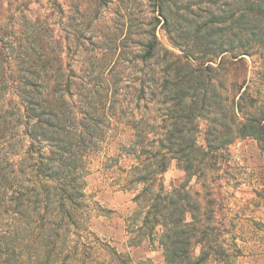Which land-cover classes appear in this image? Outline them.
I'll return each mask as SVG.
<instances>
[{
  "label": "rangeland",
  "instance_id": "rangeland-1",
  "mask_svg": "<svg viewBox=\"0 0 264 264\" xmlns=\"http://www.w3.org/2000/svg\"><path fill=\"white\" fill-rule=\"evenodd\" d=\"M0 29L7 35L0 46L8 47L15 66L25 57L36 59L43 47L62 60L61 75L72 83L68 99L78 104L80 95L101 94L109 124L85 159L84 207L74 217L81 222L83 212L92 235L130 255V264H164L167 252L162 228L142 227L143 201L135 199L149 184L137 182L141 171L133 169L137 160L130 150L152 147L154 136L134 145L132 124L161 126L170 107L163 83L173 78L164 70L190 66L206 83L208 95L200 90L197 100L211 104L196 113L199 143L207 146L205 134H212L219 112L233 130L220 135L222 146L210 155L204 176L188 175L174 159L163 175L165 191L156 183L152 193H187L214 219L209 225L219 236L210 243L213 249L223 247L236 264H264V133L239 132L240 124H264V0H0ZM150 43L156 49L145 60ZM10 105L4 110L11 112ZM186 215L190 221L191 213ZM86 252L89 264H110L105 251Z\"/></svg>",
  "mask_w": 264,
  "mask_h": 264
},
{
  "label": "trees",
  "instance_id": "trees-1",
  "mask_svg": "<svg viewBox=\"0 0 264 264\" xmlns=\"http://www.w3.org/2000/svg\"><path fill=\"white\" fill-rule=\"evenodd\" d=\"M1 30L0 38L7 37ZM35 38L39 40L37 35ZM6 48L0 46V264H26L28 260L34 264H89L92 257L87 250L105 251L110 264H130V255L92 235L83 212L79 213L81 222L74 217L84 207L79 198L84 197L85 159L105 139L109 124L101 94L80 95L77 104L68 99L73 98L72 83L61 75L60 57L40 47L36 59L25 57L15 66ZM155 49L154 43L148 44L144 59H152ZM170 66L164 71L173 78L166 77L163 83V88H169L164 92V104L170 103V107L162 125L156 121L132 124L138 140L134 145L141 146L154 136L152 147L130 150L137 160L132 168L141 171L137 182L149 184L135 198L143 201L142 227L162 228L161 245L167 250L164 264H236L235 256L223 247L210 245L219 235L213 234L216 228L209 223L214 219L207 217L202 204L191 203L187 193L182 196L173 191L155 197L152 193L156 183L165 191L163 175L174 159L183 163L188 175L204 176L210 155L222 146L217 145L220 135L228 137L233 130L219 112L220 121H211L212 134H205L207 146L199 143L195 121L200 116L196 113L211 108L210 103L197 100L200 90L208 95L206 83L188 65ZM9 101L11 112L4 110ZM240 126L243 135L255 128L264 133V124L256 121ZM181 209L182 214L177 215ZM188 213L190 221L183 217Z\"/></svg>",
  "mask_w": 264,
  "mask_h": 264
}]
</instances>
